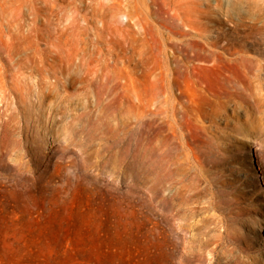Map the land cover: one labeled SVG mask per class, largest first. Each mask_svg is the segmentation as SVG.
I'll use <instances>...</instances> for the list:
<instances>
[{"label": "rangeland", "instance_id": "rangeland-1", "mask_svg": "<svg viewBox=\"0 0 264 264\" xmlns=\"http://www.w3.org/2000/svg\"><path fill=\"white\" fill-rule=\"evenodd\" d=\"M263 127L264 0H0V264H264Z\"/></svg>", "mask_w": 264, "mask_h": 264}, {"label": "bare ground", "instance_id": "bare-ground-1", "mask_svg": "<svg viewBox=\"0 0 264 264\" xmlns=\"http://www.w3.org/2000/svg\"><path fill=\"white\" fill-rule=\"evenodd\" d=\"M258 26H259V25H258ZM233 61H234V60H233ZM241 78H242V77H241ZM239 81H240V80H239ZM239 81H238V82H239ZM234 82H235V81H234ZM249 91H250V90H249ZM263 128H264V127H263Z\"/></svg>", "mask_w": 264, "mask_h": 264}]
</instances>
